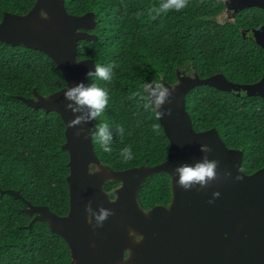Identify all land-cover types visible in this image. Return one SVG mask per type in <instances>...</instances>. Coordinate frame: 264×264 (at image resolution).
Masks as SVG:
<instances>
[{"label":"trees","instance_id":"16d2710c","mask_svg":"<svg viewBox=\"0 0 264 264\" xmlns=\"http://www.w3.org/2000/svg\"><path fill=\"white\" fill-rule=\"evenodd\" d=\"M161 0H64L70 14L95 13L96 26L89 31L96 40L81 39L77 59L92 58L114 65L110 82L87 77L108 90L109 101L93 125L109 124L112 151L105 152L93 139L102 163L114 170L156 165L168 154L169 141L160 121L132 96L145 82H177L176 72L207 77L222 72L236 83H252L264 70V51L242 31L264 23L260 8L240 10L233 20L215 17L224 9L222 0H190L182 11L152 19L147 10ZM35 0H0L4 12L26 14ZM142 13V14H141ZM66 79L44 52L0 41V190L14 189L22 197L0 191V264H71L67 243L48 225L24 211L26 202L46 205L64 215L69 208V172L65 124L56 111L34 109L20 96L35 89L48 95L63 88ZM131 97V98H130ZM186 109L196 131L215 127L229 148L243 150L242 167L251 173L264 165V101L259 96L238 95L197 85L185 96ZM159 124L156 132L152 125ZM123 126L119 135L117 126ZM131 146L133 159L125 161L121 150ZM117 181L107 183L110 190ZM143 209L167 205L171 200L170 177L148 176L138 191Z\"/></svg>","mask_w":264,"mask_h":264},{"label":"water","instance_id":"95a60500","mask_svg":"<svg viewBox=\"0 0 264 264\" xmlns=\"http://www.w3.org/2000/svg\"><path fill=\"white\" fill-rule=\"evenodd\" d=\"M234 2L235 12L249 6L264 11V0ZM95 26L93 11L70 14L64 0H35L26 14L4 12L0 21V41L44 52L66 79L63 88L48 95L33 89L32 96L20 98L34 109L56 111L65 124L62 147L69 156V208L58 215L46 205L26 202L24 211L64 239L71 264H264V165L244 172L243 150L227 147L215 127L196 131L185 104L187 92L204 84L264 101V70L252 83L233 82L222 72L200 77L185 71L176 72L174 84L162 81L174 89L170 103L161 109L171 108L172 114L159 120L169 141L166 159L153 166L114 170L101 162L93 148L90 130L98 121L78 125L88 138L85 133L77 137V128L68 127V122L82 113L65 107L71 103L64 97L67 87L80 82L87 85L86 74L95 71L92 58L76 56L79 40L97 39L89 31ZM252 36L264 51V23L252 30ZM201 145L212 151L202 152ZM205 156L218 161L217 179L204 188H181L175 167L194 166ZM159 172L170 177L171 200L145 210L138 200L139 188L148 176ZM237 175L243 179L237 180ZM113 181L119 184L107 190L105 185ZM0 191L22 197L14 189ZM217 192L219 196H214ZM89 202L93 213L99 214L101 207L112 211L102 227H94V217L92 224L87 222Z\"/></svg>","mask_w":264,"mask_h":264},{"label":"clouds","instance_id":"9594fccd","mask_svg":"<svg viewBox=\"0 0 264 264\" xmlns=\"http://www.w3.org/2000/svg\"><path fill=\"white\" fill-rule=\"evenodd\" d=\"M190 0H161L159 6H152L147 10V15L156 19L160 15H165L171 11H182L189 6ZM142 14V13H141ZM95 71H89L87 77H95L98 80L110 82L113 78L114 65H101L95 63ZM174 89L166 87L160 82H145L132 96L138 98L142 103L143 108L146 111H150L155 115L157 120H161L164 116H170L172 109L161 110L165 103H170V97ZM64 97L71 103L66 104V109H70L72 113H82L76 115L74 119L68 122V127L77 128L82 122L89 123L102 116L105 108L108 105L109 93L104 87L99 84L92 82L85 84L83 82L77 83L74 86L67 87L64 92ZM131 98V97H130ZM152 128L154 131L159 132L160 125L153 124ZM116 131L119 135L123 136V126L118 125ZM85 133L84 128H77L74 133L75 136H80ZM91 137L98 143H100L102 149L105 152H111V143L113 141L112 132L109 131V124L102 122L96 126L95 129L90 130ZM87 139V133H85ZM200 149L202 152H211L212 149L208 145H201ZM120 155L125 161L133 159L131 146H126L121 150ZM218 161L209 160L207 156L203 158L201 162H197L194 166L184 164L179 167H175L174 172L179 173L178 185L184 190H189L196 185L201 188L206 187L211 181L217 179ZM240 171V170H239ZM226 176H230L231 173H225ZM237 180L243 179L242 176L237 175ZM214 196H219V193H214ZM211 203V201H209ZM91 202L86 205L85 211L89 213L87 216V222L92 224L93 217L95 218L94 227H102L103 222L110 216L113 215L112 211L101 207L99 214L93 213L91 209Z\"/></svg>","mask_w":264,"mask_h":264},{"label":"flooded vegetation","instance_id":"af4514ba","mask_svg":"<svg viewBox=\"0 0 264 264\" xmlns=\"http://www.w3.org/2000/svg\"><path fill=\"white\" fill-rule=\"evenodd\" d=\"M223 3H224V9L219 13L218 16L215 17L216 20H219V21H231L233 20V18L235 17V15L240 11L238 10L237 12H235V7L236 5L234 4V0H222ZM249 7H256V8H260L258 6H249ZM245 8H248V7H245ZM243 8V9H245ZM261 9V8H260ZM263 10V9H262ZM264 12V11H263ZM246 35H248L249 32H251V36H252V30H245ZM253 37V36H252ZM254 38V37H253ZM183 72V71H182ZM169 204V203H168ZM158 205H161V204H158ZM154 206V205H153ZM151 206V207H153ZM151 207L149 208H145V210H148L150 209Z\"/></svg>","mask_w":264,"mask_h":264}]
</instances>
